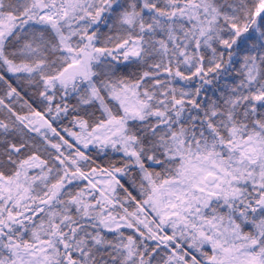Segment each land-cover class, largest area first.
Listing matches in <instances>:
<instances>
[{
  "label": "snow or ice",
  "instance_id": "obj_1",
  "mask_svg": "<svg viewBox=\"0 0 264 264\" xmlns=\"http://www.w3.org/2000/svg\"><path fill=\"white\" fill-rule=\"evenodd\" d=\"M0 264H264V0H0Z\"/></svg>",
  "mask_w": 264,
  "mask_h": 264
}]
</instances>
